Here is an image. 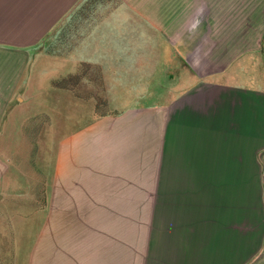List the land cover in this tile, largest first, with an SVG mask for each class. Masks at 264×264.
<instances>
[{
    "label": "crops",
    "instance_id": "obj_1",
    "mask_svg": "<svg viewBox=\"0 0 264 264\" xmlns=\"http://www.w3.org/2000/svg\"><path fill=\"white\" fill-rule=\"evenodd\" d=\"M80 1L0 0L1 140L7 133L20 143L30 115L49 116L38 134L42 181L10 161L17 141L0 155V264H264V85L235 66L249 47L230 49L226 35L222 48L216 35L208 69L189 62L174 72L170 53L140 47L154 33L90 32L97 47L87 55L113 59L86 71L108 73L120 88L117 73H143L128 78L137 93L123 91L118 106L108 101L105 115L93 106L82 119L72 112L45 164L52 115H8L26 102L19 78L40 54L36 43ZM117 3L155 22L153 0ZM155 57L159 74L146 78ZM69 61L62 75L78 71L70 53ZM37 183L41 206L10 207V199L35 198Z\"/></svg>",
    "mask_w": 264,
    "mask_h": 264
},
{
    "label": "rangeland",
    "instance_id": "obj_2",
    "mask_svg": "<svg viewBox=\"0 0 264 264\" xmlns=\"http://www.w3.org/2000/svg\"><path fill=\"white\" fill-rule=\"evenodd\" d=\"M117 1L119 0L78 2L59 22L52 24L43 34L34 47L37 50L39 48L40 54L27 60L23 67L18 88L26 95V102L21 103L19 109L12 106L8 115L28 116L38 110L52 115V128L47 127L42 137L41 162L43 164L50 161V146H54L55 138L62 137L69 127V115L71 117L72 112L80 114L77 116L82 119L83 116L90 114L96 101L104 103V106H100L103 109H108V101L110 105L118 106L116 99L123 91L137 93L138 89L131 86L135 80L130 78L128 81V78L145 77L140 72L117 73L123 76L119 84L125 85L120 88L115 86L116 83L107 76L108 73H105L106 77L103 79L102 71H86L89 65H97L98 59L105 63L113 59L111 56L87 55L97 47V41L89 38L90 32L154 33L152 40L139 41L142 43L141 48H153L154 54L158 51L170 53L171 66L186 65L190 62L202 71L209 68L208 59L216 48V35L222 38L218 41L219 45L222 43V48H226L224 39L227 35L230 39V49H241L242 45L244 48L249 47L246 58L243 62L235 64L236 68L248 71L251 82L259 81L261 85H264V0H228L227 7L226 4L221 6V1L225 0H217V3L216 0H153L154 23H149L141 16L136 18L129 13V9L119 6ZM166 2L170 3L168 9L164 8ZM216 4L218 7H215ZM96 18L100 19V23L96 22ZM162 33L167 37H164ZM69 53L70 57L80 64L78 71L71 76L69 72L65 75L60 72L69 71L71 66ZM185 56L189 59L188 62L184 59ZM141 68L145 69V65ZM176 68L177 66L172 68L174 72ZM147 70L149 73L146 74V78L151 76L154 78V75L156 77L160 70V57L158 60L155 57V64L151 68L148 65ZM53 87L71 91L77 97L88 101H79L71 97L68 92L56 90ZM133 100L129 98L128 103ZM30 116L23 130L26 136L22 137L20 143L19 135L14 137L7 133L1 140L2 130L0 129V155L8 154L6 147L11 140L17 141L19 145L15 146V148L18 147L10 161H13L17 167L27 165V174L36 176V180L42 181L44 173L35 165L38 155V134L41 128L49 124V116L43 112ZM51 138L52 142H50ZM39 187L40 184L37 183L36 191ZM41 187L43 188V183ZM9 202L10 207H19L27 211L42 204L39 191L35 198L32 193L29 198L10 199Z\"/></svg>",
    "mask_w": 264,
    "mask_h": 264
},
{
    "label": "trees",
    "instance_id": "obj_3",
    "mask_svg": "<svg viewBox=\"0 0 264 264\" xmlns=\"http://www.w3.org/2000/svg\"><path fill=\"white\" fill-rule=\"evenodd\" d=\"M101 105L104 106V103H102L101 101L94 102L93 112L95 114H97V115H105V114H107L109 112L108 109L100 108Z\"/></svg>",
    "mask_w": 264,
    "mask_h": 264
}]
</instances>
